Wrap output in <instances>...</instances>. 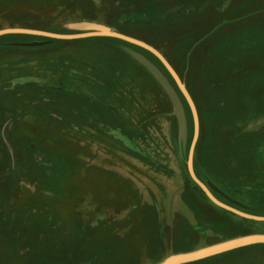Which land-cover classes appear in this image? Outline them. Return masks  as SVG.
I'll return each instance as SVG.
<instances>
[{
  "label": "rangeland",
  "instance_id": "1",
  "mask_svg": "<svg viewBox=\"0 0 264 264\" xmlns=\"http://www.w3.org/2000/svg\"><path fill=\"white\" fill-rule=\"evenodd\" d=\"M100 25L158 50L189 92L193 169L264 217V0H0V29ZM133 55L150 62L170 98ZM187 102L160 61L111 37L0 36V264H159L264 235L186 169ZM183 264H264V244Z\"/></svg>",
  "mask_w": 264,
  "mask_h": 264
},
{
  "label": "water",
  "instance_id": "2",
  "mask_svg": "<svg viewBox=\"0 0 264 264\" xmlns=\"http://www.w3.org/2000/svg\"><path fill=\"white\" fill-rule=\"evenodd\" d=\"M85 30L86 32H83V33L62 34V33H52L48 31H41V30L28 29V28H5V29H0V36L4 34H29V35L44 36V37H48L51 39H60V40L79 39V38L93 37V36L111 37V38L120 39L128 43L134 44L150 52L160 61V63L164 66V68L170 74L178 90L180 91L185 101L187 102L191 115H192L193 136H192L191 143L189 145L187 159H186V169H187V173L189 177L191 178V180L200 188V190L204 193L207 199H209V201H211L214 205L228 212H231L235 215L243 217L244 219L264 222V217L243 213V211L238 210L234 207H231L221 202L220 200H218L212 194L210 188L206 186L204 183H202L195 175V172L193 169V155H194V148H195V144H196L198 133H199V123H198L196 107H195V104L189 92L187 91L186 87L182 83L180 77L175 72V70L172 68V66L168 63V61L164 58V56L151 45L141 40L124 35L122 33L112 31L105 26L87 25L85 26ZM133 57L139 63H141L155 77V79L160 83V85L162 86V88L165 90L168 97L170 98L173 108H174V113L178 120L180 139L182 143H184L185 122H184V116L182 113V108H181V105L178 101L176 94L174 93L172 88L169 86L167 81L162 77V75L158 72V70L150 62H148L143 57L138 56V55H133ZM256 243L264 244V235L253 234V235H248L244 237L243 236L236 237V238L229 239V240H226V241H223V242L211 245V246H207V247L195 250V251L171 255L159 264H183V263L199 260L202 258H206V257L212 256L215 254H219L225 251H229L235 248H239L240 246L244 247V246H247L250 244H256Z\"/></svg>",
  "mask_w": 264,
  "mask_h": 264
},
{
  "label": "trees",
  "instance_id": "3",
  "mask_svg": "<svg viewBox=\"0 0 264 264\" xmlns=\"http://www.w3.org/2000/svg\"><path fill=\"white\" fill-rule=\"evenodd\" d=\"M191 179V178H190ZM193 182V181H192ZM193 184L195 185V187L196 188H198V189H200L194 182H193ZM201 191V190H200ZM230 213V212H229ZM232 214V213H231ZM244 220H246V219H244ZM248 221H252V220H248Z\"/></svg>",
  "mask_w": 264,
  "mask_h": 264
}]
</instances>
